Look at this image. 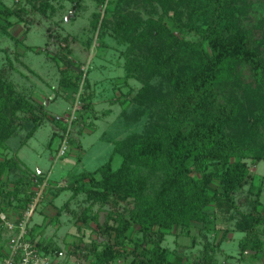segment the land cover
Here are the masks:
<instances>
[{"label":"trees","instance_id":"16d2710c","mask_svg":"<svg viewBox=\"0 0 264 264\" xmlns=\"http://www.w3.org/2000/svg\"><path fill=\"white\" fill-rule=\"evenodd\" d=\"M98 1L103 3V0ZM157 1L164 12L177 13L176 6H183L190 18L185 25L197 35L196 40L174 35L161 18L143 20L122 13L120 7L108 20L99 22V13L92 20L93 28L102 30L100 35L108 28L113 38L128 44L130 52L136 49L137 57L132 60L133 67L127 68V76L137 75L135 71L143 72V79L133 99L149 103L157 118L148 130L113 140L111 153L104 163L94 170L76 172L52 194L56 197L59 191H70L73 198L84 193L90 204L99 206L133 200L132 208L107 214L96 236L102 234L103 240L93 239L86 252V245L70 247L69 252L88 257L91 264H113L117 259L129 258L131 260L125 264H184L183 255L171 256L172 251L162 245L167 234H184L191 238V244L201 245L192 264H217L216 251L221 249L229 232L225 228L215 240L218 215L239 216L234 226L235 231L243 234L238 240L240 254L264 247V237L260 236L264 235V215L259 209L264 177L255 184L250 170L264 159V100L255 97L254 109L248 111L244 107V116L235 115L237 104L225 94L234 92L235 86L230 88L221 80L223 74L241 64L249 70L255 88L264 87V57L245 32L229 28V22L236 19L237 0ZM79 2L74 0V6ZM31 6L42 14H46L48 8L52 12L54 9L47 0ZM110 9L107 7L105 13ZM4 12L16 14L20 21L21 14L25 13L23 9L17 11L8 7ZM194 15L202 16L201 26L193 24ZM67 52L68 46L64 44L54 57L69 65ZM156 77L166 82V90L153 91L151 79ZM81 94V107L88 113L90 96ZM45 117L42 107L18 91L12 81L0 78V150L19 128L30 123L22 140L25 144ZM78 119L74 128L85 121L82 113L78 114ZM83 128L78 126L79 135L83 134ZM72 132L67 135V144L75 142L80 150V143L69 135ZM116 156L121 159L114 167L112 161ZM75 157L76 162H80L79 151ZM19 164L20 161L12 157L2 159L0 172L19 168ZM33 175L42 180L43 175L38 171ZM150 176L157 177L160 183L147 191L152 182ZM26 183L29 186L31 179ZM245 184H248L245 193L237 198L236 194ZM16 189L13 195L21 190ZM32 194L27 196L22 209L31 201ZM241 206H245V210ZM89 210L90 207H85L79 214L71 212L84 227H89V220L98 222L97 214H89ZM130 229L138 235L131 238L127 235ZM129 241L135 243L134 247H128ZM36 245L47 253L60 252L51 242L41 240Z\"/></svg>","mask_w":264,"mask_h":264},{"label":"rangeland","instance_id":"374dc122","mask_svg":"<svg viewBox=\"0 0 264 264\" xmlns=\"http://www.w3.org/2000/svg\"><path fill=\"white\" fill-rule=\"evenodd\" d=\"M40 1L0 0V78L12 81L18 91L42 107L46 116L25 144L22 140L31 124L24 125L19 120L23 128H19L0 150V160L12 157L21 163L19 168L0 172V264H5L11 255L16 262L23 254L25 258L33 259L32 264H91L88 257L69 252L70 247L73 244L86 245V252L93 239L103 240L102 234L98 238L96 236L107 214L132 208L133 200L128 199L120 205L108 203L99 206L90 204L84 193L73 198H70V191H59L56 197L52 194L76 172L94 170L104 163L111 153L113 140L122 139L129 133H142L157 118L149 103L133 99L143 79V72L135 71L137 75L127 76V68L133 67L132 60L137 57L136 49L130 52L126 47L128 44L118 42L108 28L100 35L102 30L92 26L94 15L99 13V22L108 20L120 7L122 13L139 16L143 20L161 18L174 35L184 40H196L197 35L185 25L190 18L183 6H176L177 13L173 10L164 12V7L157 0H103V3L79 0L78 6H74V0H47L54 9L52 12L48 8L46 14L31 6ZM235 4L236 19L229 22V28L245 32L264 57V0H237ZM5 7L17 11L23 9L22 20L16 14L6 15ZM107 7L111 11L105 13ZM201 17L194 15L193 24L201 26ZM64 44L69 49V65L54 57ZM228 72L222 75L221 80L235 88L234 92L225 94L237 104L235 115L244 116V107L248 111L256 107L255 97L264 100V87L255 88L249 70L241 64H236L233 71ZM151 84L156 92L167 89L166 82L159 77L152 78ZM81 93L85 97L90 96L91 111L88 113L81 107ZM227 103L232 105L228 100ZM79 113L83 114L85 121L74 128ZM67 118H72L70 132H73L69 135L80 143L81 149H77L75 142L67 144L65 153L60 156L58 149ZM78 126L84 127L82 135L77 132ZM78 151L80 162H76L75 157ZM120 159L118 156L113 159L114 167ZM35 171L43 175L41 181L33 175ZM253 174L254 183L258 184L264 176V160L257 162ZM19 179L23 182H17ZM28 179H31L29 186L26 183ZM150 180L147 191L160 183L155 176H150ZM16 187L21 190L13 195ZM247 187L245 184L236 197L243 195ZM31 193V201L22 209ZM261 199L264 200V186ZM85 207H90L89 214L96 213L98 217L97 223L89 220V227H84L71 212L79 214ZM241 208L245 210V206ZM238 219L239 216L235 218V215L232 218L218 215L215 219L218 227V232H214L215 240L222 230H229L227 240L216 251L217 264H264V247L256 252L249 249L240 254L238 240L243 234L236 232L234 226ZM134 232L130 229L127 235L133 238L138 235ZM260 236L264 237L263 234ZM209 237L212 239V234ZM41 240L58 246L60 252L47 253L39 249L36 243ZM134 244L129 241L128 247L132 248ZM162 245L172 251L171 256L183 255L184 264H192L201 248L198 243L191 244V238L184 234H167ZM1 253L6 256L2 257ZM129 260L131 258L125 261L117 259L113 264L129 263Z\"/></svg>","mask_w":264,"mask_h":264},{"label":"built area","instance_id":"2783aa9c","mask_svg":"<svg viewBox=\"0 0 264 264\" xmlns=\"http://www.w3.org/2000/svg\"><path fill=\"white\" fill-rule=\"evenodd\" d=\"M56 119H60L59 116H56L55 117ZM71 122H72V118H67L65 119V123H67V125L65 126V132L63 134V137L60 141V144H59V149H58V152H59V155H63L67 149V135L68 133L70 132V129H71ZM11 227V225H9ZM16 246L13 248V250L15 251L16 249ZM13 254V253H12ZM33 259L32 258H25L24 257V254L21 256V258H19L16 262L14 261V258L13 256L11 255L5 262V264H32Z\"/></svg>","mask_w":264,"mask_h":264},{"label":"crops","instance_id":"0c3cea01","mask_svg":"<svg viewBox=\"0 0 264 264\" xmlns=\"http://www.w3.org/2000/svg\"><path fill=\"white\" fill-rule=\"evenodd\" d=\"M263 160H264V159H263ZM256 165H257V163H256L254 166L251 167L250 170H251L252 173H253V171H254ZM263 177H264V176H263ZM263 186H264V185H263ZM262 191H263V190H262ZM261 194H262V192H261ZM260 201H261V204H262V205H260L259 209L262 210V213H263V215H264V200L261 199V196H260ZM236 232H237V231H236ZM239 233H240V232H239ZM240 238H241V237H240ZM240 238H239V239H240ZM247 251H249V250H247Z\"/></svg>","mask_w":264,"mask_h":264}]
</instances>
